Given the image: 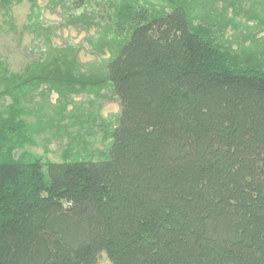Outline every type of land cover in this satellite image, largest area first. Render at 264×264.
<instances>
[{
    "label": "trees",
    "instance_id": "obj_1",
    "mask_svg": "<svg viewBox=\"0 0 264 264\" xmlns=\"http://www.w3.org/2000/svg\"><path fill=\"white\" fill-rule=\"evenodd\" d=\"M22 1L0 0V35L15 30ZM28 1L24 28L42 29ZM160 1L61 2L82 10L78 20L110 21L102 75L62 56L19 72L0 58L10 100L0 104V264H96L100 253L112 264H264V57L220 44L190 0ZM43 84L112 88L120 111L105 158L25 150V103Z\"/></svg>",
    "mask_w": 264,
    "mask_h": 264
},
{
    "label": "rangeland",
    "instance_id": "obj_2",
    "mask_svg": "<svg viewBox=\"0 0 264 264\" xmlns=\"http://www.w3.org/2000/svg\"><path fill=\"white\" fill-rule=\"evenodd\" d=\"M151 1L157 6L162 4L160 0ZM61 2L35 0L44 30L24 28L28 24V0L14 7L15 30L0 35V58L11 71L19 72L32 61L62 56L74 59L82 72L104 74L111 56L109 43L114 40L113 31L108 30L110 21L103 12L94 21L88 19L91 14L78 20L82 10L68 11ZM190 4L191 13L215 26L214 35L224 47L244 58L264 57V0H190ZM9 101L0 99V104ZM25 107L26 120L33 127L31 143L25 150L51 161H59L69 147L86 157L91 155L93 160L106 157L120 111L119 98L109 85L56 90L43 84L27 98ZM96 264L112 263L100 253Z\"/></svg>",
    "mask_w": 264,
    "mask_h": 264
}]
</instances>
